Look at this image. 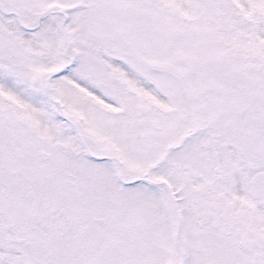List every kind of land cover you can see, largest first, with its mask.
Masks as SVG:
<instances>
[{
	"label": "snow or ice",
	"instance_id": "6c2138e0",
	"mask_svg": "<svg viewBox=\"0 0 264 264\" xmlns=\"http://www.w3.org/2000/svg\"><path fill=\"white\" fill-rule=\"evenodd\" d=\"M0 264H264V0H0Z\"/></svg>",
	"mask_w": 264,
	"mask_h": 264
}]
</instances>
